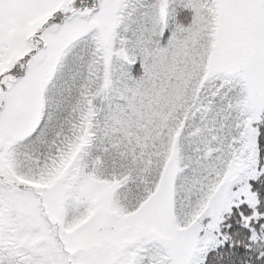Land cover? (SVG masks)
Here are the masks:
<instances>
[{
    "label": "snow or ice",
    "instance_id": "6c2138e0",
    "mask_svg": "<svg viewBox=\"0 0 264 264\" xmlns=\"http://www.w3.org/2000/svg\"><path fill=\"white\" fill-rule=\"evenodd\" d=\"M0 264H264V0H0Z\"/></svg>",
    "mask_w": 264,
    "mask_h": 264
}]
</instances>
